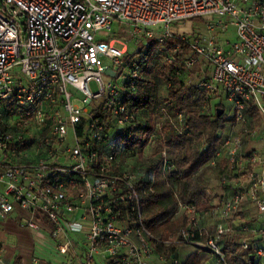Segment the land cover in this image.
Instances as JSON below:
<instances>
[{
  "label": "built area",
  "instance_id": "obj_1",
  "mask_svg": "<svg viewBox=\"0 0 264 264\" xmlns=\"http://www.w3.org/2000/svg\"><path fill=\"white\" fill-rule=\"evenodd\" d=\"M211 14L224 18L208 21L197 34L176 24ZM124 22L132 35L159 45L178 40L168 63L182 44L188 46L175 75L193 76L191 84L204 92L203 114L213 117L218 99L231 103L230 127L216 152L227 161L219 184L229 193L217 203L220 221L212 234L203 225L204 213L181 202L189 224L180 238L161 240L144 225L141 195L153 193L157 179L172 170L166 149L158 166L141 177L117 171L118 154L106 150L113 130L139 139V119L125 95L137 91L146 56L132 61L127 75L101 62L104 56L122 67L125 38L108 34L114 23ZM223 34L234 37L219 38ZM103 74L124 78L123 86ZM69 87L82 95L83 107ZM175 119L181 123L183 116ZM236 125L243 126L241 133ZM248 142L261 147L248 148ZM140 181L149 185L139 189ZM246 204L256 208L257 222L239 215ZM17 214L20 227L35 231L45 218L52 236L63 237L56 245L60 254L81 246V264H100L99 258L104 264H148L157 245L174 243L204 249L224 263V235L240 234L243 250L252 240L264 241V0H0V219ZM254 252L264 260V248L255 246Z\"/></svg>",
  "mask_w": 264,
  "mask_h": 264
},
{
  "label": "trees",
  "instance_id": "obj_2",
  "mask_svg": "<svg viewBox=\"0 0 264 264\" xmlns=\"http://www.w3.org/2000/svg\"><path fill=\"white\" fill-rule=\"evenodd\" d=\"M178 42V40L173 38L165 41L164 46L169 50V55L173 46ZM158 45L156 40L150 39L146 53ZM188 51V46L182 44L178 53L173 55V62L167 63L168 75L165 79L168 85V105L165 107L166 112L168 114L170 112L174 118H176L178 114L183 116V121L181 123L177 121L178 127L170 124L166 125L167 128L164 127L162 149H166L168 162L169 165L172 166V170L167 177H159L157 179L153 185V193L141 195V208H157L150 216L143 217V223L150 232L165 233L163 238H159L161 240L174 241L180 238L181 231L188 227L189 220L187 215L184 212L180 214L177 213L179 202L193 205L196 211L200 213H206L214 208L207 195L208 184L202 178V171L210 167L208 165L213 159L217 160L220 158V161L226 160L222 159L224 158L223 155L216 156V152L219 147L221 134L225 130L226 125L229 124L230 118H226L225 110L222 106H219V108L223 110L220 116H218L217 113H215L213 117L203 114L201 112V104L204 92L200 91L192 84L187 85L182 78L175 75V71L181 65L183 56ZM136 59L137 58L127 56L125 58V63L129 65ZM145 66L146 64L143 66L141 72ZM149 86V81L143 80L141 75H139L137 91L132 96L125 95V102L130 104L135 113L140 110L152 109V95L149 93ZM96 114L102 119L106 118V115L100 113ZM251 114L254 117V122L258 123L259 118L257 113L251 112ZM179 128L181 129L179 130ZM166 129L171 130L169 134H165ZM136 131L139 133V139L137 140L134 134L132 135L119 131L115 144L112 143V146L106 150L117 153L118 157L123 154L121 149L125 147L129 149L130 147L138 146L140 143L141 147H145L149 144V137L153 134L154 126L151 124L143 125L139 122ZM114 132L115 130H113V133ZM201 144L203 147H199ZM160 162L161 158L160 154H158L156 166H158ZM225 166L227 167V161ZM148 185V183L140 181L138 183V188L144 189ZM176 187L178 193L175 190ZM19 216L20 215L17 214V217L14 219H17ZM214 230L215 227L209 228L207 229V233L212 234ZM197 239L203 241L205 236ZM240 239V234H228L222 237L223 243L220 247L224 254V263L264 264V260H259L254 255L255 246H260L262 240H252L250 248L248 250H243L240 245ZM178 245L179 244L176 243L170 245V251L173 252ZM20 262L19 257L14 260V264H20ZM199 263V254L197 251L191 254L184 264Z\"/></svg>",
  "mask_w": 264,
  "mask_h": 264
},
{
  "label": "rangeland",
  "instance_id": "obj_3",
  "mask_svg": "<svg viewBox=\"0 0 264 264\" xmlns=\"http://www.w3.org/2000/svg\"><path fill=\"white\" fill-rule=\"evenodd\" d=\"M224 16L221 15H204L197 18H192L185 21L177 22V25H185L183 29H188L187 31L197 34L199 31L203 30L204 25L210 20H219L223 19ZM131 26L129 23L124 22L121 24L114 23L111 29V32L108 34V38L122 39L125 38L123 42L126 47V52L122 57V67L115 66L111 60L101 56V62L103 66L110 68L115 71L117 74L127 75L128 74V64L125 62L127 56L137 58L140 54L146 56V66L141 72V78L143 80L149 81L150 86L149 93L152 95V109L151 110H140L136 114L138 116L140 124H151L154 126V131L151 137H149V144L145 147L136 146L130 147L129 150L117 157L115 163L117 171L131 170L137 176L141 177L143 174L150 168H155L158 162V154L163 148V139H164V127L167 128V124L179 126L177 120L172 117L171 113L166 112L167 104V82L166 77L168 75V66H167V57L169 55V50L163 45H158L157 47L151 49L147 52V47L150 42V39H142L139 35H132L129 33ZM154 31H158L159 27H152ZM181 29V28H180ZM179 29V30H180ZM102 35V34H101ZM188 35V34H187ZM233 35V32H232ZM231 34L219 35V38H232ZM135 38V41H134ZM137 40H140L139 43H135ZM115 46L119 49L123 48L124 45L121 43H116ZM130 61V60H129ZM18 70V68H16ZM105 81L111 80L116 82L120 86H123L124 78H115L109 76L108 74H103ZM186 80V79H185ZM192 80L184 81L187 85L191 84ZM92 91H96L98 86L95 81L89 83ZM68 90L72 93L75 98L74 103L83 107L81 103L82 95L73 87H69ZM215 104L221 105L225 110L226 118H231L232 116V106L231 103L225 98L218 99L215 101ZM87 109H90V106H87ZM230 124V123H229ZM228 124V125H229ZM230 126L226 130L229 129ZM242 125H236L234 128L235 132H242ZM170 129H166L165 134L170 133ZM119 130H115L113 133V144L117 140ZM71 136V133H70ZM114 146V145H113ZM203 147V145H199ZM261 146H259L260 148ZM222 166V165H220ZM207 184L209 185L207 195L210 194L215 186L219 188V178L220 172L218 169L210 167L209 172L206 177ZM215 189V188H214ZM177 191V187L175 188ZM178 193V191H177ZM217 193L214 194L216 196ZM179 197V196H178ZM177 197V198H178ZM156 207L142 208V216H150L156 211ZM182 211L179 209L177 213L180 214ZM243 217L249 222H252L256 219H260V215L256 211V208L250 204H246L243 207L242 213ZM245 220V218H243ZM220 221L219 215L208 220L206 224L215 226L217 222ZM50 224L45 218L40 223L41 230L35 231L28 228H22L19 226L16 219H0V248L3 251V259L5 264H14V260L19 257L22 264H32V259L37 258L39 264H79L82 262V248L77 246L76 248L70 250L67 254L62 255L56 249L58 242H62V236L54 238L51 234ZM206 227V228H207ZM154 236L158 238H163L165 233H155L151 232ZM219 245L222 246L223 240L219 241ZM260 247L264 248V243H260ZM156 251L162 255L163 259H170V247L156 246ZM152 257V256H151ZM150 257V259H151ZM214 261L210 264H225L220 262L217 258L214 257Z\"/></svg>",
  "mask_w": 264,
  "mask_h": 264
},
{
  "label": "crops",
  "instance_id": "obj_4",
  "mask_svg": "<svg viewBox=\"0 0 264 264\" xmlns=\"http://www.w3.org/2000/svg\"><path fill=\"white\" fill-rule=\"evenodd\" d=\"M189 81L193 79V76H184L182 78L183 81ZM186 83V82H185ZM229 125H226V129L228 128ZM259 144L255 143V142H248L247 147H255V148H259ZM225 160V158H222ZM218 160V161H217ZM217 160H215V164L211 165V161L209 163L208 166L213 167L214 169H218L220 172V175L223 173H226V160L225 161H220V158H218ZM222 165V166H220ZM210 167L205 168L202 171V178L207 181V179L205 178L207 173L210 170ZM209 187V185H208ZM215 188V189H214ZM211 191L209 190L210 194L208 195L209 201L210 203L214 206V208L206 213H204V219H203V225L207 227H209V224H206L208 222V220H210L211 218L215 217L218 215V208H217V203L220 200V198L229 193V190L227 188H224L223 186H221L219 184V188L217 186H215ZM217 193L216 196H214V194ZM247 218V217H246ZM258 219L255 220V222H257ZM207 227V229H209ZM215 226H211L210 228H214ZM261 243H264V241H262ZM198 251L199 254V264H210L211 262H213L216 258V256L212 253H209L208 251L204 250V249H196L191 245H178L173 252L170 253V259H168L167 261H165L166 259H157V256H162L160 255V253H158L155 249L154 255L151 257V259L149 260L148 264H172L173 260H176L179 264H184L186 262V260L189 258V256L195 252ZM99 262L100 264H104V262L99 258ZM20 264H22L20 262ZM81 264V263H79Z\"/></svg>",
  "mask_w": 264,
  "mask_h": 264
},
{
  "label": "water",
  "instance_id": "obj_5",
  "mask_svg": "<svg viewBox=\"0 0 264 264\" xmlns=\"http://www.w3.org/2000/svg\"><path fill=\"white\" fill-rule=\"evenodd\" d=\"M216 113H217L218 116H220V115L223 113V110L220 109V108H218V109L216 110Z\"/></svg>",
  "mask_w": 264,
  "mask_h": 264
}]
</instances>
